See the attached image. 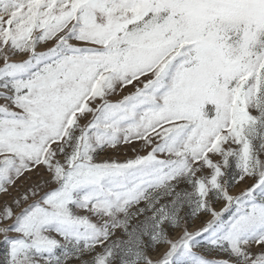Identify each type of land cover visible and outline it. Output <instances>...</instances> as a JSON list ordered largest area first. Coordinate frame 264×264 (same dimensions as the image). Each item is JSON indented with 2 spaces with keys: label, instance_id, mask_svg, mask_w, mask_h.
I'll list each match as a JSON object with an SVG mask.
<instances>
[{
  "label": "snow or ice",
  "instance_id": "6c2138e0",
  "mask_svg": "<svg viewBox=\"0 0 264 264\" xmlns=\"http://www.w3.org/2000/svg\"><path fill=\"white\" fill-rule=\"evenodd\" d=\"M0 62L5 264H264V0H0Z\"/></svg>",
  "mask_w": 264,
  "mask_h": 264
},
{
  "label": "rangeland",
  "instance_id": "374dc122",
  "mask_svg": "<svg viewBox=\"0 0 264 264\" xmlns=\"http://www.w3.org/2000/svg\"><path fill=\"white\" fill-rule=\"evenodd\" d=\"M50 46H42L40 47L38 50L39 51H44L46 50V48ZM25 57L22 56H17L14 57V60H22ZM0 66H2V62H0ZM131 87H129L128 89L125 90V93L128 91H131ZM119 97H114L113 99H118ZM0 103H2V101H0ZM134 147H139V142H136L134 145ZM134 155V153L131 151V149L129 148V146L127 145H120L117 146L116 149H108L107 151H105L104 153L101 154V159H117V160H124L126 158H130ZM218 159V158H217ZM43 170L41 169V172ZM31 180H22L21 182H19L21 184V188L20 190H23L25 187L29 186L31 183L36 182L37 180V176L36 173H32L31 174ZM251 183V181H248L247 183H241L236 185L235 187H233L231 189V192L233 195L238 194L239 192L243 191L246 187H248V185ZM11 191V195L5 196V195H0V209L3 208L4 202L8 201L9 203H11V200L14 196H16L18 193L15 189L10 190ZM31 202V201H30ZM219 207V206H218ZM17 212L20 211V209H16ZM185 211L187 212L188 210L185 209ZM188 219V228L190 231H195L197 230L203 223V220L201 218H192V217H187ZM9 224L12 223V221H8ZM14 235V233H13ZM180 235V232L178 230H170V236L172 238H178ZM4 241V234L0 233V264H5V257H6V249H7V245L5 243H3ZM99 250V249H98ZM166 250V246H156L155 251L151 248L148 249V254L153 258V259H159L161 254ZM256 251H258V249H254ZM208 258H224L226 259V256H217L216 254H211L208 255ZM70 264H78V261H70Z\"/></svg>",
  "mask_w": 264,
  "mask_h": 264
}]
</instances>
